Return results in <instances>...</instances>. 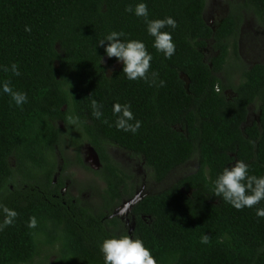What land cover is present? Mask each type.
Listing matches in <instances>:
<instances>
[{
  "label": "trees",
  "instance_id": "obj_1",
  "mask_svg": "<svg viewBox=\"0 0 264 264\" xmlns=\"http://www.w3.org/2000/svg\"><path fill=\"white\" fill-rule=\"evenodd\" d=\"M138 3L147 5L149 19L175 20V29L161 30L175 45L170 58L153 47L144 18L125 11ZM205 4L0 0V205L18 213L0 231V264H104L100 243L121 235L142 240L157 264H264V217L256 215L264 200L237 210L213 193V181L236 161L248 165L249 175L264 177V64L245 65L239 55V9L213 29L203 17ZM238 4L251 8L264 27V0ZM112 31L145 44L152 56L149 75L157 72L164 86L126 77L122 61L98 46ZM206 48L213 51L207 59ZM14 63L19 76L11 72ZM5 81L26 93L27 102L15 105L2 90ZM89 96L103 105L100 119L92 115ZM116 103L130 105L141 122L135 134L115 127ZM252 110L256 119L246 124ZM70 112L82 123L68 124ZM64 137H71L81 167L87 168L83 143L98 156L94 172L102 187L96 207L56 196L51 179L56 154L63 158ZM107 145L142 163L157 184L190 161L195 166L144 195L125 221L113 208L133 196L135 179L112 159ZM66 167L62 162L61 171ZM57 181L61 186L62 178ZM33 216L37 226L29 228ZM204 234L210 243L200 242Z\"/></svg>",
  "mask_w": 264,
  "mask_h": 264
},
{
  "label": "clouds",
  "instance_id": "obj_2",
  "mask_svg": "<svg viewBox=\"0 0 264 264\" xmlns=\"http://www.w3.org/2000/svg\"><path fill=\"white\" fill-rule=\"evenodd\" d=\"M125 11L134 12L136 16L144 18L147 31L154 38L153 47L157 51L162 52L165 58H170L174 55L175 45L172 42L171 35L168 32L161 31L166 26L175 29L177 24L174 19L171 17L149 19L148 8L145 3H138L134 8L128 6ZM25 31L30 32L31 28L26 26ZM124 36V32L112 31L104 39L99 40L98 46L104 47V51L109 58L115 57L118 61H122V71L129 80L140 79L147 82L149 86H164L165 82L162 80L157 83V72H152L149 75L152 56L148 53L145 44L139 40L124 41L121 39ZM4 71L7 72L9 69L5 68ZM11 72L13 75H20L15 63L11 65ZM215 87L216 91H220L219 85ZM69 88L67 92L72 97L69 93ZM2 90L11 97V100L17 106L27 102V94L15 91L10 81L3 83ZM89 99L92 115L96 119H100L103 116L101 110L103 105L98 103L96 99L91 98V96H89ZM112 111L116 116L115 127L118 130L135 134L141 127V122L135 120L130 105L116 103L113 104ZM66 120L70 125L78 126L82 123L79 117L71 112L66 116ZM132 121L135 122L133 123ZM103 123L108 124L109 122L105 119ZM109 126L111 127V125ZM213 185L214 195L222 197L225 202L237 210L245 207L252 208L261 200H264V177L249 175L248 165L243 161H236L232 166L225 167L222 173L213 181ZM0 208H2L4 213L3 222L0 223V231H2L5 227L14 223L18 213L3 205H0ZM256 215L264 217V208L257 209ZM27 226L29 228L37 226V220L34 216L29 218ZM200 242L208 244L210 243V237L204 234L201 236ZM99 248L104 258V264H157L149 249L144 246L143 241L133 239L128 235L103 239Z\"/></svg>",
  "mask_w": 264,
  "mask_h": 264
},
{
  "label": "rangeland",
  "instance_id": "obj_3",
  "mask_svg": "<svg viewBox=\"0 0 264 264\" xmlns=\"http://www.w3.org/2000/svg\"><path fill=\"white\" fill-rule=\"evenodd\" d=\"M222 5H219L216 1L215 5L213 4L214 1L212 0H206L205 4V21L208 19L216 20L217 17L215 15L217 14H223L224 13V2ZM213 4V5H212ZM214 7V8H213ZM217 8V9H216ZM213 12V13H212ZM244 18V17H243ZM246 19L242 22L244 24L238 33V50L239 55L245 65H252L256 63H263L264 64V29L261 27H257L251 23V18L249 14H246ZM250 19V20H249ZM255 23V22H254ZM209 25V24H208ZM210 43V42H209ZM207 49V48H206ZM207 51V50H206ZM204 51L205 59H207V52ZM234 80H238V74L235 73ZM249 121L251 119H256V111H250L249 113ZM58 124L62 127L63 125L58 122ZM65 147L63 148V161L62 162H69L72 158V152L70 150L69 144L72 143L71 137H64ZM66 143H69L68 145ZM89 144L83 143L82 144V157H83V163L87 166V168H92L91 164L93 166V157L92 155H89V153L86 152L85 149L88 148L89 151ZM66 148V149H65ZM65 149V151H64ZM112 159L120 164V166L125 169L127 172L132 173L135 179V183L138 184L137 188H139L142 184L144 185L143 188H140L143 193L147 192V194L158 192L159 190L166 188L169 186L173 181H175L177 178L182 176L183 174L189 173L194 168L195 164L193 161H190L188 164L177 168L173 170V172L166 178L162 183H155L148 179L146 170L143 169L142 163H140L138 160H131L125 157V154L123 152H117V155L113 153V149L109 150ZM66 154V155H65ZM114 154V155H113ZM91 159L92 161H90ZM66 173H73L74 175V182L71 180L69 184L67 185L66 191L74 196L77 195V197H82V201L84 200L87 202V198L89 197V192H87V188H92L94 196L91 199V201L86 203L88 206H94L96 207L100 203V197H99V187L96 186L95 180L89 176V174L84 171V169H80L75 167L74 165H70L67 167ZM77 168V170L75 169ZM83 168V167H82ZM96 169V168H95ZM101 183V182H100ZM102 185V183H101ZM122 206L121 209L123 208Z\"/></svg>",
  "mask_w": 264,
  "mask_h": 264
},
{
  "label": "flooded vegetation",
  "instance_id": "obj_4",
  "mask_svg": "<svg viewBox=\"0 0 264 264\" xmlns=\"http://www.w3.org/2000/svg\"><path fill=\"white\" fill-rule=\"evenodd\" d=\"M212 1H214V5H215V3H216V1H217V3L219 4V5H222V3H223V1L224 0H212ZM244 1L245 0H226L225 2H224V13L223 14H217V15H215L216 17H217V19L216 20H212V19H208L206 22H207V24H209V26L211 27V28H213V29H215V26H216V23H218V22H220L221 20H222V18H224L230 11H232V12H234V13H236V9H239V13H240V16H241V23H240V25H239V30L241 29V27L244 25V24H242V22L244 21V19H246L245 18V16H246V14H249L250 15V18L252 19L251 20V23L253 24V25H255V26H257V27H261V28H263L264 29V27H262L258 22H257V20H256V18H255V15H254V13H253V10L251 9V8H247V7H244L243 6V8H240L239 7V4H238V2H240V3H243L244 4ZM229 2H232V7H230V5H229ZM212 4V5H213ZM239 7V8H238ZM214 8V7H213ZM231 8H234V9H231ZM217 9V8H216ZM213 13V12H212ZM204 18H205V11H204ZM244 17V18H243ZM250 20V19H249ZM255 22V23H254ZM207 50V51H206ZM204 51H206L207 52V57H210L211 55H212V50H211V48H207V49H205ZM249 115H248V117H247V120H246V124H249V123H251L252 121H253V119H251L250 121H249ZM67 145L69 144V143H66ZM66 146V145H65ZM110 147H111V149H113V153H115L116 155H117V152H123L124 154H125V157L126 158H128V159H130L129 158V156H128V154L124 151V150H122V149H120V148H118V147H112V146H109V145H107V148H109V150H110ZM66 149V148H65ZM70 150H71V152L73 153L72 154V158H71V161H69L68 163H67V167L68 166H70V165H74L75 167H77V168H79L80 167V169H84V171H86V173L87 174H89V176L90 177H92L94 180H95V182H96V186L98 185V187H99V190L101 189V187H102V185H101V181L99 180V178H98V176H97V174H95V172L94 171H97L100 167V165H99V163H98V165H97V161L95 160V159H93V166H92V164H91V167L92 168H82L80 165H79V163L77 162V160H76V158H75V152H74V147L71 145L70 146ZM85 154H86V152L87 153H89L88 152V148L87 149H85ZM66 155V154H65ZM90 155V154H89ZM114 155V154H113ZM56 156H58V157H56L57 159H55V161L56 162H58V166H57V171L52 175V179H51V184H53V185H55L56 186V190H57V192H58V194H56V196L57 197H71L72 199V202H74V199H76V198H80L81 200H82V197H77V195H74V196H72V195H70L67 191H66V189H67V185L69 184V182L71 181V180H73L72 182H74V175H73V173H66L65 174V172L67 171V167L64 169V171L62 172L61 171V165H62V161H63V158L62 157H60V155L57 153L56 154ZM90 161H92L91 159H89ZM97 166V167H96ZM77 168H75L76 170H77ZM96 168V169H95ZM59 177H61L62 178V185L60 186V184L58 185V178ZM137 185L138 184H136L135 183V188H134V194H135V192L136 191H138L140 188H143L144 187V185L142 184L139 188H137ZM88 190H87V192H89V197L87 198V202L86 203H88L89 201H91V199L93 198V196H94V193H93V190H92V188H87ZM133 194V195H134ZM131 197H122L121 198V201H120V203L118 204V205H116L113 209H114V211H113V213H115L117 216H119V217H121V219H125V221H128V217H127V215H128V212L129 211H127V210H124V209H121L122 208V206H123V204H124V202L125 201H128L129 199H130ZM126 224H127V222H126ZM133 228V226L131 227V229Z\"/></svg>",
  "mask_w": 264,
  "mask_h": 264
},
{
  "label": "water",
  "instance_id": "obj_5",
  "mask_svg": "<svg viewBox=\"0 0 264 264\" xmlns=\"http://www.w3.org/2000/svg\"><path fill=\"white\" fill-rule=\"evenodd\" d=\"M88 152H89L90 155H92L93 159H95L97 161V165H98V163H99L98 156L94 152V150L91 147H89V151ZM146 194H147V192L143 193L141 190L136 191L135 194L128 201L124 202V204H123L124 205V207H123L124 210L130 211L132 205L137 203Z\"/></svg>",
  "mask_w": 264,
  "mask_h": 264
}]
</instances>
